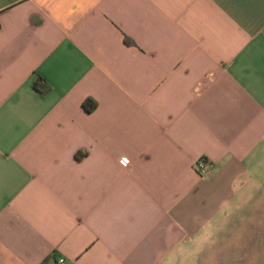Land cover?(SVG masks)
Returning a JSON list of instances; mask_svg holds the SVG:
<instances>
[{
	"label": "crops",
	"instance_id": "1",
	"mask_svg": "<svg viewBox=\"0 0 264 264\" xmlns=\"http://www.w3.org/2000/svg\"><path fill=\"white\" fill-rule=\"evenodd\" d=\"M252 192L264 0H0V264H179Z\"/></svg>",
	"mask_w": 264,
	"mask_h": 264
},
{
	"label": "rangeland",
	"instance_id": "2",
	"mask_svg": "<svg viewBox=\"0 0 264 264\" xmlns=\"http://www.w3.org/2000/svg\"><path fill=\"white\" fill-rule=\"evenodd\" d=\"M250 196L251 206L237 203L230 224L220 222L219 232L193 243L179 264H264V195Z\"/></svg>",
	"mask_w": 264,
	"mask_h": 264
},
{
	"label": "built area",
	"instance_id": "3",
	"mask_svg": "<svg viewBox=\"0 0 264 264\" xmlns=\"http://www.w3.org/2000/svg\"><path fill=\"white\" fill-rule=\"evenodd\" d=\"M118 164L120 165L121 168H125L126 166H128L129 162L126 158L120 157L118 159ZM193 169L200 176L206 175L208 170L210 169V165L207 163V161L204 160V158H199L195 161ZM54 264H66V262L65 260L59 258L56 260Z\"/></svg>",
	"mask_w": 264,
	"mask_h": 264
},
{
	"label": "trees",
	"instance_id": "4",
	"mask_svg": "<svg viewBox=\"0 0 264 264\" xmlns=\"http://www.w3.org/2000/svg\"><path fill=\"white\" fill-rule=\"evenodd\" d=\"M34 88H38L39 87V83L37 81H34L33 85ZM46 88H42L39 89V92L41 95H44L46 93ZM96 105L94 102H92L89 98L85 99L82 104H81V108L84 112L86 113H92L95 109ZM76 157V156H75ZM78 159V157H76Z\"/></svg>",
	"mask_w": 264,
	"mask_h": 264
},
{
	"label": "snow or ice",
	"instance_id": "5",
	"mask_svg": "<svg viewBox=\"0 0 264 264\" xmlns=\"http://www.w3.org/2000/svg\"><path fill=\"white\" fill-rule=\"evenodd\" d=\"M125 163H126V161H125Z\"/></svg>",
	"mask_w": 264,
	"mask_h": 264
}]
</instances>
